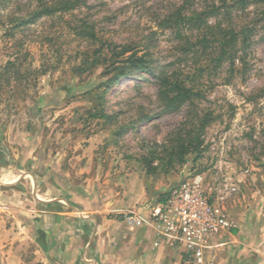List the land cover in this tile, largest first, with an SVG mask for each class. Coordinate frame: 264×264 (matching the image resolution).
I'll list each match as a JSON object with an SVG mask.
<instances>
[{"label": "rangeland", "instance_id": "rangeland-1", "mask_svg": "<svg viewBox=\"0 0 264 264\" xmlns=\"http://www.w3.org/2000/svg\"><path fill=\"white\" fill-rule=\"evenodd\" d=\"M180 5L196 22L178 28L163 23ZM41 6L0 0V128L48 130L41 148L59 152V189L82 192L89 185L93 197L102 196L96 201H107L134 178L153 204L199 177L224 210L234 197L264 193L263 0H80L33 16ZM220 30L234 37L222 60L210 63L193 35L207 32L215 40ZM122 49L130 51L119 58ZM130 54L148 71L109 81V64ZM162 74L189 76L202 97L163 111L157 99ZM205 117L200 152L168 164L156 146L179 125H200ZM153 151L160 159L146 172L143 158ZM127 183L133 192L135 185Z\"/></svg>", "mask_w": 264, "mask_h": 264}, {"label": "crops", "instance_id": "crops-1", "mask_svg": "<svg viewBox=\"0 0 264 264\" xmlns=\"http://www.w3.org/2000/svg\"><path fill=\"white\" fill-rule=\"evenodd\" d=\"M1 131L0 264H188L183 250L155 245L152 204L138 180L127 181L133 192L125 182L107 201H96L102 196L89 185L59 189V152L41 148L48 130ZM257 192L227 203L230 227L201 264H264V193ZM127 211L139 225L123 219Z\"/></svg>", "mask_w": 264, "mask_h": 264}, {"label": "trees", "instance_id": "trees-1", "mask_svg": "<svg viewBox=\"0 0 264 264\" xmlns=\"http://www.w3.org/2000/svg\"><path fill=\"white\" fill-rule=\"evenodd\" d=\"M42 6L41 8H36L34 11L35 17H40L43 15H52L58 12L65 7H75L78 5L80 0H55L50 2H45L43 0H37ZM222 2L224 5L226 0H217ZM264 1V0H263ZM242 2V1H241ZM197 16H192L191 14H186L183 10V6L180 5L175 8L170 14H168L163 23L170 24L174 28H178L180 25H190L191 23L196 22ZM196 18V19H195ZM222 32V33H221ZM221 34L217 35L213 34L215 40L207 39L209 35L207 32L196 33L193 37H196V40L200 44V48L205 52L207 50L206 60L210 63L212 62H220L222 60V54L225 53V48L228 44L230 45L233 39V34H230V37L226 39V35L229 33L224 32V30H220ZM203 43L212 42L213 45L210 47ZM187 45V43H186ZM232 47V46H229ZM208 48H210V52H208ZM130 50L122 49L116 55L117 57H122ZM95 53L101 54V50H95ZM215 53H217L215 55ZM233 58H229L232 60ZM210 60V61H209ZM94 64L101 65L106 64V60H94ZM12 63H7L6 68L12 67ZM111 67L109 70L107 69V73H111V77L109 81L118 82L120 79L123 81L131 80V76L138 71H148L147 65L141 59L136 58L134 54H130L124 60H120L119 62L113 61L109 64ZM110 71V72H109ZM194 80L189 76L180 77V74L176 75H160L158 77L157 82V99L161 103L163 107V111L165 112H175L177 111L184 103H187L194 98L202 97V93L200 90L194 86ZM100 118L105 120H112V116H106L104 114L99 115ZM148 119V118H147ZM205 118L200 119V125L194 126L193 123L190 124H181L178 128H176L171 133L167 134L166 139L158 146L159 150H161L162 154L167 157L168 164L178 163L180 164L184 157L188 154H198L200 152V147L202 145V141L200 140L201 132L203 131V126ZM160 158H156V152H148V158H143V163L146 172H150L152 167L153 160H159ZM167 194V193H166ZM166 194L161 196L158 200H161ZM42 234V233H41ZM41 249L44 250L43 244L39 243Z\"/></svg>", "mask_w": 264, "mask_h": 264}, {"label": "built area", "instance_id": "built-area-1", "mask_svg": "<svg viewBox=\"0 0 264 264\" xmlns=\"http://www.w3.org/2000/svg\"><path fill=\"white\" fill-rule=\"evenodd\" d=\"M224 199L221 196L218 201ZM123 219L140 224L134 215ZM147 220L157 233L155 245L183 250L188 264H201L211 252L214 238L230 227L224 208L210 199L199 177L183 181L154 202L148 208Z\"/></svg>", "mask_w": 264, "mask_h": 264}, {"label": "bare ground", "instance_id": "bare-ground-1", "mask_svg": "<svg viewBox=\"0 0 264 264\" xmlns=\"http://www.w3.org/2000/svg\"><path fill=\"white\" fill-rule=\"evenodd\" d=\"M124 86V85H123Z\"/></svg>", "mask_w": 264, "mask_h": 264}]
</instances>
